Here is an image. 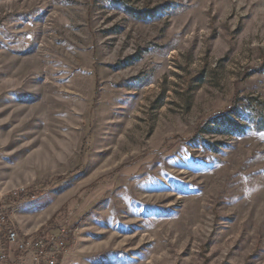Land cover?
<instances>
[{"label":"rangeland","instance_id":"obj_1","mask_svg":"<svg viewBox=\"0 0 264 264\" xmlns=\"http://www.w3.org/2000/svg\"><path fill=\"white\" fill-rule=\"evenodd\" d=\"M264 0H0V195L58 264H264Z\"/></svg>","mask_w":264,"mask_h":264},{"label":"built area","instance_id":"obj_2","mask_svg":"<svg viewBox=\"0 0 264 264\" xmlns=\"http://www.w3.org/2000/svg\"><path fill=\"white\" fill-rule=\"evenodd\" d=\"M20 194L18 189L12 190L9 204L0 195V264H12L11 248L29 256L34 264H58V258L65 253L66 243L62 234H22L15 224L10 209L14 208Z\"/></svg>","mask_w":264,"mask_h":264},{"label":"crops","instance_id":"obj_3","mask_svg":"<svg viewBox=\"0 0 264 264\" xmlns=\"http://www.w3.org/2000/svg\"><path fill=\"white\" fill-rule=\"evenodd\" d=\"M9 253L12 264H34L29 256L22 254L15 248H11Z\"/></svg>","mask_w":264,"mask_h":264},{"label":"trees","instance_id":"obj_4","mask_svg":"<svg viewBox=\"0 0 264 264\" xmlns=\"http://www.w3.org/2000/svg\"><path fill=\"white\" fill-rule=\"evenodd\" d=\"M255 112L252 113L253 119L258 123V126L264 129V113L259 111L256 106H254Z\"/></svg>","mask_w":264,"mask_h":264}]
</instances>
